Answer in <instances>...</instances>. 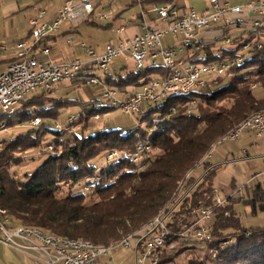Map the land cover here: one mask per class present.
I'll return each instance as SVG.
<instances>
[{
	"label": "trees",
	"instance_id": "1",
	"mask_svg": "<svg viewBox=\"0 0 264 264\" xmlns=\"http://www.w3.org/2000/svg\"><path fill=\"white\" fill-rule=\"evenodd\" d=\"M169 1L132 2L159 5ZM251 33L248 37L234 38H225L223 34L220 39H229L233 48H220L214 53L206 45L202 50L207 57L203 63L235 58L242 42L253 39ZM88 70L71 83L82 84L86 78L96 76ZM123 70L124 67L117 73L104 75L102 81L124 94L130 88H141L155 76L166 75L160 64ZM256 88L264 92V42L259 49L253 45L243 61L230 69L228 77L217 78L185 97L172 96L160 106L145 105L135 117L138 125L128 133L94 126L95 117L115 110L100 98L77 101L43 95L29 97L14 114L0 117V133L2 124L10 128L34 117L54 121L67 108L80 107V111L70 123L57 124L58 129L43 123L13 138L2 139L4 135L0 134V208L10 219L8 227H35L46 234L96 246H110L133 236L155 217L171 210L179 198L175 196L179 183L197 167L212 145L252 113L264 110V93L257 97ZM191 101H195L192 107L188 105ZM188 108L191 113H187ZM150 128L155 131L150 132ZM49 136L54 140L44 141ZM145 142L150 144V150L142 161L141 171L137 172L124 159L106 161L111 151H133ZM42 145L44 149L39 150ZM36 150L47 154L42 165L22 178L12 175L11 168L20 166L24 156ZM202 167L204 173L198 181L186 180V189L191 185L193 188L169 218L173 222L170 229L176 231L190 224L186 217L192 209L213 210L208 226L214 240L205 247L212 254L199 257L190 252L186 264H264V226H242L230 198L215 207L217 167L207 161ZM244 191L245 198L237 200L250 205L253 213L257 209L264 211V188L256 184L253 188L245 186ZM225 238L231 243L220 248ZM175 241H166L157 264L173 262L179 252L167 255L165 250Z\"/></svg>",
	"mask_w": 264,
	"mask_h": 264
},
{
	"label": "built area",
	"instance_id": "2",
	"mask_svg": "<svg viewBox=\"0 0 264 264\" xmlns=\"http://www.w3.org/2000/svg\"><path fill=\"white\" fill-rule=\"evenodd\" d=\"M208 4L206 11L198 12L191 9L186 13H180L172 4L153 5L149 11L156 20L164 24V29L144 26L141 33L128 37L125 34V28L120 26L115 29L113 40L104 44L103 51L99 55L81 43V48L88 57L85 62L78 59L52 61L48 59L49 47L43 45V42L57 34L64 25H77L88 20L93 15L91 0H66L51 21H43L44 11L37 8L35 17L29 19V36L14 43V58L0 72V109H7L8 106L19 107L27 96L36 91L40 92L39 95H45V93H51L54 86L65 82L71 83L79 78L70 77L69 69L84 68L86 71V68H92L107 75L109 65L115 59H120L125 64L130 62L133 69L143 67L144 61L154 63L159 60L166 71L165 76L153 78L139 91L123 95L126 96L125 98H118L120 93L117 90L102 85L101 100H105L108 104H115V110L129 117L133 115L136 117L145 105L158 103L167 93L204 88L217 78L229 76L230 69L237 65V60L245 57L252 50L253 45L259 49L264 42V1L232 5L228 0H208ZM144 13L142 10L140 15L143 17ZM243 14H250L254 19L250 35L253 40H244L241 44V50L244 53L233 59L220 60V63H194V55L203 52L207 45L201 34L205 31H222L236 26L239 23L237 17ZM95 18L103 19L107 16L96 14ZM166 35L180 37L179 47H164L162 38ZM224 43L230 46L229 40H225ZM3 49L4 44H0V51ZM183 49H192L194 53L191 56L178 58L177 53ZM202 56L206 54L203 52ZM84 83L97 85L91 82ZM190 104L194 105L195 101H191ZM191 111L188 108L187 113ZM66 123L68 124V121ZM39 125V118L31 121L32 127L36 128ZM3 127L4 124H2ZM56 127L59 128L58 125ZM244 130H250L257 139L264 140V113L248 116L246 125L238 126L237 130L229 132L226 139L220 141L219 146L225 141L235 142ZM148 152L145 151L144 143H142L133 151H111L106 155V161L115 157H128L133 163L139 164V171H141L142 161ZM190 177L187 175V180ZM186 188V182H184L179 187L177 203L162 218H157L155 225H147L144 230L137 232L122 244H113L108 247L83 244V247H76L67 240L41 237L34 232H22L17 227H0V243L44 264H99L101 258L110 256L111 252L119 247L132 250L133 264L147 262L156 264L160 250L169 239L177 238L204 245H209L214 240L208 226L213 216L211 207L192 209L189 215L193 221L189 225L184 224L176 231L170 229L169 224L173 222L169 218L173 210L191 189L186 190ZM213 197L215 207H220L225 202L217 197L216 189L213 191ZM227 243L228 238H225L220 248Z\"/></svg>",
	"mask_w": 264,
	"mask_h": 264
},
{
	"label": "crops",
	"instance_id": "3",
	"mask_svg": "<svg viewBox=\"0 0 264 264\" xmlns=\"http://www.w3.org/2000/svg\"><path fill=\"white\" fill-rule=\"evenodd\" d=\"M8 1V0H4ZM66 0H45L47 7L41 9L44 11L43 21H51L56 16L59 7ZM107 1V2H106ZM133 0H91L93 5V15L88 20L77 25H64L60 31L44 40L43 45L49 47V58L52 61H62L63 59H78L87 61L88 57L81 48V43L87 48L92 49L96 54H101L104 44L113 40L114 34L101 43L91 40L85 42V35L90 36L92 31L99 29H110L114 26L117 29L120 26L125 28V34H131L135 29L141 33L144 26L150 28L161 27V22L156 21L150 13V7L156 4L151 3H134ZM232 5H243L249 1H264V0H228ZM1 2V1H0ZM54 3L53 5H51ZM106 3V4H104ZM2 2L0 3V5ZM16 8H1L0 17L4 21H9L6 33L1 30L0 44H4L3 51H0V72L4 70L5 65L14 58V43L25 39L29 36L30 26L29 19L35 17L37 8H41V2L37 0L33 5H28L23 13L18 7V2H15ZM172 4L179 10L180 13H186L188 10H196L198 12L206 11L209 4L208 0H170L169 2L159 4ZM16 10V11H15ZM144 10L143 17L140 12ZM27 19L18 20L20 15ZM106 15L107 18L96 19L95 15ZM148 20H147V19ZM154 18V19H153ZM237 28L244 27L249 23L251 15H240L237 17ZM264 25V24H263ZM93 29V30H92ZM92 30V31H91ZM222 31H205L201 34L203 41L211 47V49L219 50V47H214L216 41L221 38ZM249 31L240 36L248 37ZM134 34V33H133ZM247 34V35H246ZM88 39V37H87ZM71 40V41H70ZM253 40V39H252ZM173 43V42H172ZM168 46V45H167ZM232 49L230 46H222L221 49ZM128 64H131L130 62ZM155 64V63H152ZM88 72H94L92 68H88ZM86 72V71H84ZM118 72V71H117ZM114 71V73H117ZM111 73V74H114ZM95 78H98L94 76ZM135 92L133 89H128L126 94ZM228 146L223 147L222 152H219L216 157L213 152L210 163L216 166L214 179L217 197L221 200L236 198L243 196L242 191L245 186L254 187L256 184L264 188V140L257 139L254 133L250 130H244L239 139L235 142H229ZM215 157V159H214ZM214 159L215 163H212ZM192 177V173L190 175ZM238 202V201H237ZM236 202V203H237ZM134 257L130 248H116L110 256L101 258L99 264H133ZM0 264H44L41 261L27 257L21 252L12 250L0 243Z\"/></svg>",
	"mask_w": 264,
	"mask_h": 264
},
{
	"label": "rangeland",
	"instance_id": "4",
	"mask_svg": "<svg viewBox=\"0 0 264 264\" xmlns=\"http://www.w3.org/2000/svg\"><path fill=\"white\" fill-rule=\"evenodd\" d=\"M0 1L2 2V4L0 5L1 8H6V7L7 8H13V7L16 8L15 2H18V7L21 10H23V13H24V11L26 9H23V8H27L28 5L29 6L33 5L37 0H8V1L0 0ZM40 2L42 3L40 9H44L47 7V3L45 2V0H39V3ZM53 4L54 3H52L51 5H53ZM104 4H106V3H104ZM24 19H27V18L23 17L22 14L18 18L19 21L24 20ZM3 20H4V18L0 17V34L2 33L1 30H3V32L6 33V31L8 29L7 25L9 23V21L3 22ZM156 21H158V20H156ZM253 22H254V19L251 16L249 23H247L244 27L237 28L236 26H233L231 28L222 30V32H223L222 34H224L223 37L234 38V37H239L242 34H245L246 31L251 32L253 29L252 28ZM161 24H163V23H161ZM164 27H165L164 25H161V27H159L158 29H164ZM114 31H115L114 26L110 29H99L98 31L97 30L92 31V32H90L91 33L90 36L85 35L84 40L86 43H88L92 39L95 40L94 42H96V43H101L103 40L107 39L112 34H114ZM133 33L128 34V35L126 34V36L133 37V35L139 34V31L137 29H135ZM2 34H4V33H2ZM87 37H88V39H87ZM1 38H3V37L0 36V39ZM180 40H181V38L178 36L174 37V36L166 35L162 38V45L164 47L175 46L176 48H178L179 44H180ZM219 40H221V41H216L214 47L221 48L222 46H227V44L224 43L225 40H222V39H219ZM226 40H229V39H226ZM211 51L216 53L217 50L211 49ZM193 53H194V51L192 49H189V50L183 49L181 52L177 53V57L183 58L186 56H191ZM202 53L203 52L197 53L196 55H194L195 57H193V59H199L200 56H202ZM243 53L244 52L240 48V50L237 52V55H242ZM154 63L156 65H158V64H160V61L156 60ZM147 65H149V63L147 61H144L143 68L147 67ZM122 67H124V70L122 72L133 70L131 64H125L120 59H115L109 65V73H114V71L117 72ZM135 70H138V69H135ZM93 71H95L94 74H96V76L100 80L101 84L104 83L102 81L104 78V74H102L101 72H97L96 69H93ZM226 77H228V76H226ZM226 77H223V78H226ZM154 78H156V76ZM101 84H97V85H91L89 83H82V84L81 83L80 84L74 83V84H72L70 82H65V83L54 86L52 88L51 93H45V95H43V96H46V97L51 96L53 98L62 97L65 99L77 100V101L95 100L97 98L102 99L101 94H102L103 88H102ZM221 85L214 87V88H211V89L212 90L217 89ZM139 90H140V88L138 87V88H135L134 91H139ZM254 90H255V95L257 97H260L261 94L264 93L262 89L256 88ZM39 93H40L39 91H36L35 93L31 94L30 96L32 97L35 95H39ZM123 95H127V94L120 93L118 98H125L126 96H123ZM30 96H27L25 99L29 98ZM188 105L190 107H192L190 103ZM17 108H19V107H17ZM79 111H80V107L67 108L66 110H62L60 115H59V119L54 120V121H48V120L43 121L42 119L39 118V120H40L39 126H42V124L44 123L45 126L57 128L56 127L57 124L59 126H61L63 122L65 123V121H68L71 118H72L71 121L74 120L76 118V114H79ZM34 118H37V117H34ZM34 118H32L31 121ZM31 121H29L28 123H25V124H18V125L16 124L15 126L10 127V128H6V126H4L3 129L1 128L2 130L0 133V134L4 135V137H2V139L13 138L17 134L23 133L26 129L34 128L31 126ZM94 121L96 122V124L94 126L97 125L98 128H102L103 126H105L106 128L117 129L121 133H128V132L132 131L133 129H135L136 125H138L136 118H135V115H133L132 117H129V116L121 114L117 110L111 111L108 114H106L100 118L99 117H97V119L94 118ZM142 125L144 126V124H141V126ZM36 128H38V127H36ZM53 140H54V137L49 136L44 141H51L52 142ZM229 142H232V141H225V143L223 145L228 146V144H230ZM222 146L215 147L216 151H215V154H213L215 157H216V155L219 154V152L223 151ZM225 146H223V147H225ZM212 147H214V145H212ZM212 147L208 151L209 153L211 152ZM43 149H44V146L42 145L39 150H43ZM39 150L28 152L24 156V161L20 166H18V167L16 166V167L11 168V171H10L11 174L18 177V178H22L24 174L34 173L36 171V169H38L42 165V163L47 159V154L46 153L41 154V153H39ZM208 152L204 155V157L199 162L197 167L193 171H189L187 173L188 175H191V173H192V177H190V178H192L193 180H199L200 177L203 175V173H204L203 167H202L203 163H201V162L202 161L206 162L205 159H208V158H206V156L208 155ZM211 154H212V152H211ZM211 154H210V159H211ZM215 157H214V159H215ZM214 159L212 160V163H215ZM208 161H210V160H207V162ZM187 174L185 175V179L183 180L184 182L187 180L186 179ZM183 181L180 183H184ZM180 183H179V185H180ZM191 186L189 187V189L191 188L190 190L186 189V190H189L187 192V194L192 190L193 186L192 187ZM215 186L216 185H214V188H215ZM242 193H243V198H245V191L243 190ZM230 199H231V201H230L231 204H235L234 209H235L236 213L238 214V217H239V220H240V223L242 226H244V227H263L264 226V211H259L257 209L256 213H253L250 205L244 204L242 201L236 200V198H230ZM180 218H181V216L179 217V219ZM179 219H178V223H177L178 225H180ZM186 221L192 222L193 218H191L189 215L188 218L186 217ZM175 239H176L175 242H173L170 246H167L165 253L167 255H174L175 252H179V254L174 255L173 262L169 263V264H186L188 254L190 252H193L195 255H197L199 257L209 256L212 254L209 249L205 248L206 245L204 246V244H201L198 242H192V241L179 240L177 238H175ZM119 248H121V247H119ZM159 260H160V255H159L157 262H159ZM146 264H149V263L147 262Z\"/></svg>",
	"mask_w": 264,
	"mask_h": 264
},
{
	"label": "bare ground",
	"instance_id": "5",
	"mask_svg": "<svg viewBox=\"0 0 264 264\" xmlns=\"http://www.w3.org/2000/svg\"><path fill=\"white\" fill-rule=\"evenodd\" d=\"M198 56V55H197ZM195 57V56H194ZM198 58V57H197ZM206 56H200V58L199 59H194L195 61H194V63H199V64H207V63H203V62H205L206 61ZM243 61V57L240 59V60H237V65L238 64H240L241 62ZM213 63H220V61H216V62H213ZM150 65H152V63H149V65H147V66H150ZM143 67H141V68H137V69H142ZM83 71H84V68H73V69H69V76L70 77H78L81 73H83ZM103 74V73H102ZM105 75V74H104ZM85 82H91V83H95V84H101V82H100V80L98 79V78H95V77H92V78H86L85 79ZM101 85H106L105 83H102ZM196 88H192V89H188V90H176V91H173V93H167L166 94V96H164V97H162V99H160V101L158 102V103H154V104H151L150 106H157V105H159L160 106V104H163L164 102H166V100L168 99V98H170V97H172V96H183V97H185V96H187V95H189L193 90H195ZM110 107H112V108H114L115 109V104H108ZM17 109V107H15V106H8V108L7 109H0V117L1 116H11L12 114H14V112H15V110ZM172 110H174L173 108H171V111ZM255 113H264V110H261V111H257V112H254V113H252L251 115H253V114H255ZM72 119V118H71ZM71 119H69L68 120V123H70L71 122ZM247 119H248V117L244 120V121H242V123H240L238 126H244V125H246V123H247ZM237 126V127H238ZM237 127L236 128H234L232 131H230V132H233V131H235V130H237ZM149 131L151 132V131H155V128H150L149 129ZM228 136V134H226L225 135V137L224 138H222L221 140H219L218 142H217V144L216 145H214V147H212V150H211V152L213 153V151H215V147H218L219 146V144H220V141H223L224 139H226V137ZM144 148H145V151H149L150 150V144L148 143V142H145L144 143ZM211 152L209 153L208 152V155L206 156V158H208V159H205L206 161L207 160H210V154H211ZM127 160V161H129V162H131L134 166H135V168H136V170L137 171H139V164L138 163H133L132 161H131V158H128V157H115V158H110V159H107L108 161H109V163L110 162H114V161H119V160ZM107 161V162H108ZM203 162H205V161H202L201 163H203ZM188 175V174H187ZM186 179H187V177H186ZM184 182V181H183ZM186 182V181H185ZM181 185H183V183H180V185L178 186V188H177V192H176V196H177V198H178V196H179V187H181ZM5 215V212H4V210H2L1 208H0V227L1 228H9L8 227V225H9V223H10V219L8 218V217H6V216H4ZM6 218H8L9 220H7ZM157 218H162V215H158L157 217H155L152 221H150L149 223H147L141 230H144L145 228H146V226L147 225H155L156 224V219ZM12 227H17L18 229H20L22 232H34V233H36V234H38V235H40L41 237H56V238H58V239H63V240H67V241H69V242H72L73 244H74V246H76V247H83V244L84 245H88V246H93V247H108V246H96V245H93V244H91V243H89V242H82V241H75V240H70V239H68V238H64V237H60V236H56V235H52V234H46L45 232H43L42 230H40V229H38V228H35V227H27V226H22V225H19V226H12ZM140 230V231H141ZM139 232V231H138ZM133 235V234H132ZM134 235H136L135 233H134ZM133 235V236H134ZM132 236H127L126 238H124L123 240H121L119 243H117V244H122V243H124L125 241H126V239H128V238H131ZM231 243V241L230 240H228V243L226 244V245H224V246H227L228 244H230Z\"/></svg>",
	"mask_w": 264,
	"mask_h": 264
}]
</instances>
